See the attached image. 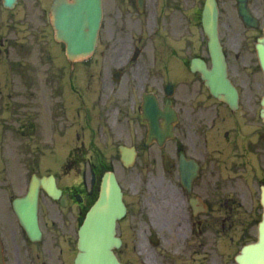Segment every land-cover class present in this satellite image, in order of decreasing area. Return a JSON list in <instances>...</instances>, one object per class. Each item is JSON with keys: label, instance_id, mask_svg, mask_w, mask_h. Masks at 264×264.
<instances>
[{"label": "flooded vegetation", "instance_id": "1", "mask_svg": "<svg viewBox=\"0 0 264 264\" xmlns=\"http://www.w3.org/2000/svg\"><path fill=\"white\" fill-rule=\"evenodd\" d=\"M207 1L111 0L109 5L104 0L96 51L69 63L66 74L64 44L49 39L54 0H18L13 7L0 0V80H16L17 73L29 97V121L20 134L28 136L31 128L45 141L51 127L79 141L65 165L75 169L78 180L60 185L67 205L51 199V220L42 206L39 242L28 237L15 215L8 216L10 228L0 230L4 264H74L77 226L104 170L113 167L126 205L117 223L116 254L123 264H238L235 255L262 214L255 207L262 183L257 168L264 167V123L257 117L264 83L256 45L264 0H246L260 20L256 28L243 20L240 0H215L229 75L240 92L236 108L212 95L192 69L194 58L212 63L203 32ZM36 6L40 14L32 15ZM58 78V90L48 96L50 81ZM39 89L43 98L33 102ZM66 90L74 96L73 106L60 108ZM56 93L60 111L53 106ZM166 119L174 135L163 145L149 143L150 122ZM110 143L118 155L108 156ZM121 144L136 151L130 167L121 161ZM85 166L97 174L93 195L78 173Z\"/></svg>", "mask_w": 264, "mask_h": 264}, {"label": "water", "instance_id": "2", "mask_svg": "<svg viewBox=\"0 0 264 264\" xmlns=\"http://www.w3.org/2000/svg\"><path fill=\"white\" fill-rule=\"evenodd\" d=\"M55 15L58 36L67 42L68 52L72 57L85 54L94 47L102 17L101 0H75L73 3L60 2ZM215 21L216 13L210 12L207 21L210 46L216 62L219 60L217 68L221 69L220 74L210 77L213 79L212 89L217 91L224 82L226 96L234 99L236 98L234 88L222 67V50L218 42ZM259 50L264 68V38ZM217 78H219V81H217ZM45 183L46 179H34L31 189L32 194L24 201L18 200V202H22V208L18 209V212L25 227L30 231L38 230L36 215L37 189L39 184ZM51 190L50 193L56 196V189L52 188ZM24 203L26 204L24 205ZM123 212L120 186L114 174L108 173L104 179L100 197L88 212L80 229V252L76 264H119L113 252V246L116 244L114 226ZM28 215H30V218ZM238 260L241 264H264V217L259 226L258 241L245 246L242 254L238 256Z\"/></svg>", "mask_w": 264, "mask_h": 264}, {"label": "rangeland", "instance_id": "3", "mask_svg": "<svg viewBox=\"0 0 264 264\" xmlns=\"http://www.w3.org/2000/svg\"><path fill=\"white\" fill-rule=\"evenodd\" d=\"M111 3H112L111 0H108V4L110 5ZM39 9L40 8L36 6V12H32L33 13L32 15L34 14L39 15L40 14L38 11ZM28 16L31 17L30 12L28 13ZM65 66L68 72L69 63L68 62L66 63V61H65ZM83 67L84 65L82 66V69ZM16 77H18L17 73H16ZM261 78L262 77H260V79ZM22 82H25V81H22ZM22 82L18 81V85L20 88H16L15 90L17 100L21 102L25 101V97L23 94L24 93L23 91L24 83ZM50 83H51L50 86L51 85L53 86V88H50V91H51L52 89H54L55 82L50 81ZM43 93H44L43 89L35 90V94L32 98V101L33 102L41 101V99L43 98V95H42ZM56 96L58 98V94ZM53 106H54V110L57 111L58 104L53 103ZM58 111H60V109ZM72 115L73 114H71V116ZM12 116H14L15 119H19L20 121L25 120L26 119V108L24 106L17 108L14 111ZM56 121H57V118L55 119V122ZM6 136L8 137V135ZM38 136L40 137V135L35 132L26 137L30 141L24 140L25 138H22V140H19V139L11 140L10 138V140L8 141H0V182L7 181L8 186H10V188L6 187L5 189L0 190V207H1V202L5 203V206L1 207L2 209H1V219H0L1 225L0 226L2 230L10 228L11 226V224L9 225V223H7L4 219L5 209L6 211L8 209L11 210V198L16 195L22 194L25 191L33 171H38L39 173L41 172L42 173L55 172L57 174L58 172L60 173L59 165L57 167L51 166L46 161L45 163L48 165L44 164V159H45L44 156L48 154L49 155L56 154L54 151V147H56V143L54 141L55 138L51 139V141H49L48 143V146L46 147V142L40 145L41 142L38 140ZM55 137H58V135L56 136L55 134ZM67 141H68V144L77 143V141L76 140L74 141L73 139H70ZM80 143L82 142L80 141ZM51 151H53V153ZM26 153L31 155V157L33 158L34 164H33V161L31 162L30 158H27L28 165L25 164L26 157L24 156ZM37 160H39L38 161L39 163L36 162ZM52 164L55 165V163H52ZM32 165H35L37 167L36 170L32 168ZM61 171L64 172L62 168H61ZM60 175L62 176L61 178L63 181L69 178L63 173H60ZM9 180L11 181V183ZM50 202L51 200L49 201L48 198H46V200L43 202V207H44L43 213H44V217L46 218V220L47 219L51 220L50 216H48V212H49L48 206L50 205ZM7 212L10 213V215H12L10 211H7ZM65 213L69 215L68 211H65ZM49 228H52L51 222L49 223Z\"/></svg>", "mask_w": 264, "mask_h": 264}]
</instances>
